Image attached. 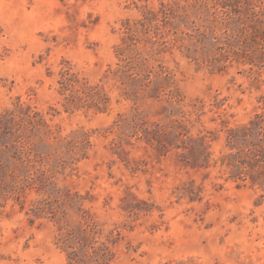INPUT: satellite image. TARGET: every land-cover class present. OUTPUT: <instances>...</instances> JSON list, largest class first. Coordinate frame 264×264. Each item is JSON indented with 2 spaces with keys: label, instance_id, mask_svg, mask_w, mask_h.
<instances>
[{
  "label": "rangeland",
  "instance_id": "374dc122",
  "mask_svg": "<svg viewBox=\"0 0 264 264\" xmlns=\"http://www.w3.org/2000/svg\"><path fill=\"white\" fill-rule=\"evenodd\" d=\"M0 264H264V0H0Z\"/></svg>",
  "mask_w": 264,
  "mask_h": 264
}]
</instances>
